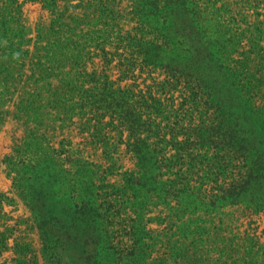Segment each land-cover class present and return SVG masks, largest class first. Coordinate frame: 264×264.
Returning a JSON list of instances; mask_svg holds the SVG:
<instances>
[{
    "label": "trees",
    "instance_id": "trees-1",
    "mask_svg": "<svg viewBox=\"0 0 264 264\" xmlns=\"http://www.w3.org/2000/svg\"><path fill=\"white\" fill-rule=\"evenodd\" d=\"M57 1L52 0V9ZM159 3L151 1L143 7L134 0L131 12L137 25L120 34L116 43L108 42L109 30L99 29L96 37L93 30L79 31L81 21L72 13L67 15V8L64 9L63 27L46 47L44 57L34 63L38 69L36 76L27 80L26 84L32 80V88L27 90L23 86L26 95L21 104L36 113L38 124L57 131L46 124L48 112L44 111L46 106L40 105L42 93L49 89V104L60 109L55 120L74 124L78 114L84 120L79 123L81 131L90 136L83 143L84 148L73 149V141L67 137L57 146L52 141L56 133L52 136L46 130L31 133L29 141L10 158L11 165L23 163L22 168H13L17 173L16 189L22 191L26 204L38 208L45 218L43 252L50 259L55 258L56 248L60 246L79 264H132L139 261V239L128 245L125 240H116L115 231L112 234L110 229L119 225L121 231L126 232L130 227L134 234L145 232L140 220L150 203L171 206L172 216L181 219L182 208L198 199H212V207L221 206L226 200L244 202L238 197H246L249 182H264V50L258 45L264 28H257L256 44L249 51L263 62H256L252 56L243 62L236 60V54L246 55L238 50L242 41L239 34H230L228 43L222 46L216 44L213 48L212 41L205 43V52L211 60L212 54L220 51L231 62L226 65L221 56L216 58L218 67L225 73L222 85L228 88L227 100L223 102L201 80L192 82L187 74L171 73L168 69L171 57L167 48L171 44L165 33L148 19L161 6ZM92 5L94 12L101 13L100 17L107 12L112 16L110 19L116 20L113 16L117 12L108 8L104 0L97 1L98 7ZM79 6L70 5V8ZM7 13L6 7L0 6V85L9 90L14 80H23L28 61L34 55L16 38L5 19ZM65 14L69 22L65 21ZM40 39L38 35V42ZM91 47L102 51L101 71L95 66L88 71ZM119 49L122 55L130 54L141 73L162 68L166 70L165 78L157 80L150 76L152 83L146 82L145 88L138 91L122 85L123 78L113 80L109 71ZM134 69L133 77L137 78ZM157 91L161 94L157 95ZM121 145L126 146L134 166L119 174L120 180L111 182V176L117 175L115 171L120 168L113 160V153ZM89 146L94 151L103 149L104 158L111 164L106 168L86 158ZM195 182L199 184L192 185ZM211 183L208 190L206 186ZM54 187H57L55 193ZM60 193L62 198H58ZM251 199L245 202L247 207L264 208L263 202ZM173 201L175 206L171 205ZM75 227L78 232L73 235L71 229ZM91 228L94 246L91 255L85 256L75 247L84 231ZM215 228L220 230L219 226ZM172 229L170 226L169 230ZM249 235L253 242L254 237ZM103 244L114 250L111 262L101 257ZM251 252L248 250L247 254ZM252 259L248 264L256 263ZM223 263L230 264L227 260Z\"/></svg>",
    "mask_w": 264,
    "mask_h": 264
},
{
    "label": "rangeland",
    "instance_id": "rangeland-1",
    "mask_svg": "<svg viewBox=\"0 0 264 264\" xmlns=\"http://www.w3.org/2000/svg\"><path fill=\"white\" fill-rule=\"evenodd\" d=\"M97 1L99 0H58L55 9H52V0H15L12 3L11 0H0V6L6 7V12H9L5 16L7 24L16 33V38L19 37V40L24 42L25 48L34 55L33 59L28 61L23 80H14L9 90L0 85V264H79L60 246L56 248L54 259H50L43 252L45 218L38 208H30L23 199L22 191L16 189L14 179L17 173L13 168L14 166L22 168L23 163L11 165L10 158L16 155L15 150L18 147L29 141L31 133H42L45 130L50 136L56 133L52 141L57 146L67 137L73 141V149L84 148L83 143L90 139L87 132L81 131L79 123L84 120H81L78 114L74 117V124L69 120H55L60 109L55 107L56 105L49 104V89L42 93L40 105L46 106L44 111L48 114L45 122L48 127H56V132L51 130L52 128L45 127L46 125L38 124L35 120L36 113L25 109L21 102L26 95L23 86L30 90L32 80L26 84L27 80L31 78L30 76L34 78L38 73L34 63L44 57L46 47L51 45L56 39L57 31L63 27L61 14L64 9L67 8V15L72 13L78 17L77 21H81L79 31L93 30L96 37L99 36L97 31L109 30L108 42L116 43L120 34H126L137 25L131 12L134 0H104L108 8H113L117 12V15L113 16L115 21L110 19L112 16H108L107 12L100 17L101 13L93 11L95 7L92 4L98 7ZM137 1L143 7L149 5L151 1L160 2L161 6L148 16V19L158 30L165 33V38L171 44V47L167 48V54L171 57L168 66L171 73L187 74L192 82L196 79L201 80L207 88L210 87L212 91L217 92L223 102L227 100L228 88L222 85L225 73L218 67L216 58L221 56L226 65L231 62L220 51L215 55L212 54L211 60L205 52V43L212 41L213 48L216 44L222 46L228 43L230 34H239L238 37L242 41L238 50L246 53L247 56L236 54L234 56L236 60L243 62L246 57L252 56L255 57L256 62H263L249 51L253 50L256 44L257 28H264V0ZM78 4L79 7L70 8V5ZM88 5L92 7L88 9ZM64 18L69 22L66 14ZM108 24L109 28H107ZM38 35H41L39 42ZM100 40L97 39V42ZM258 45L264 50V36ZM108 49L116 50L115 47L110 46ZM91 52L92 56L90 59L88 57L87 61L88 71H92L94 66L101 71L104 63L102 51L91 47ZM121 52L122 49L117 50V55L111 64L112 71L109 72L113 80L123 78L120 81L122 85L138 91L141 87L145 88L146 82L152 83L150 76L157 80L165 78L166 70L162 68L153 72L146 69L141 73L140 67L130 54L125 52L122 55ZM134 68L137 69V78L133 77ZM136 83L139 84L138 87L135 86ZM156 94L160 95L161 92L157 91ZM102 150L94 151L92 146H89L85 156L107 168L111 162L104 158ZM21 156L23 157L24 154ZM113 160L118 167L120 166L115 171L117 175L110 178L111 182H116L121 178L119 174L132 168L134 162L127 153L125 145L115 150ZM198 184L195 182L192 185ZM211 186L212 183L206 188L209 190ZM246 187V197L244 195L238 197V200L244 202L226 200L221 206L212 207V199L201 198L182 208L184 214L181 219L172 216L171 206L150 203L148 211L140 220L147 232L138 231L134 234L130 231V227H127L125 232L119 230V225L110 230L112 234L113 230L115 231L116 240H125L128 245L139 239L137 249L139 261H134L132 264H224L223 261L226 260L230 264H242L243 261H246L244 264H248L252 257L256 260L255 264H264L262 254L264 208L257 209L255 205L247 207L245 203L251 198L253 202L264 203V182L251 180ZM56 190L57 187L52 189L54 193ZM209 193L211 192L207 194ZM62 195L60 193L58 198H62ZM171 205L175 206L176 201ZM130 224L132 223H128ZM170 226L173 231L169 230ZM217 226L220 227L219 231L215 228ZM180 228L186 230L183 232ZM80 230L83 232L82 228ZM71 231L74 235L76 231L78 232V227L72 228ZM83 234L85 235H82L79 239L81 241L75 248L83 252V255L90 256L91 248L94 246L91 244V240L95 237L93 229L88 232L85 230ZM248 235L254 237L253 242L248 239ZM248 250H252L250 255L247 254ZM101 255L108 262L115 257L114 250L107 244L101 246Z\"/></svg>",
    "mask_w": 264,
    "mask_h": 264
}]
</instances>
